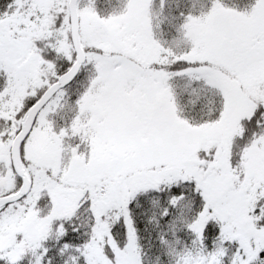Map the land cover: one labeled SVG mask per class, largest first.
Segmentation results:
<instances>
[{
  "label": "snow or ice",
  "instance_id": "6c2138e0",
  "mask_svg": "<svg viewBox=\"0 0 264 264\" xmlns=\"http://www.w3.org/2000/svg\"><path fill=\"white\" fill-rule=\"evenodd\" d=\"M0 264H264V0H0Z\"/></svg>",
  "mask_w": 264,
  "mask_h": 264
}]
</instances>
